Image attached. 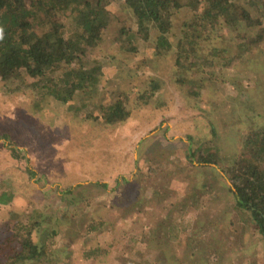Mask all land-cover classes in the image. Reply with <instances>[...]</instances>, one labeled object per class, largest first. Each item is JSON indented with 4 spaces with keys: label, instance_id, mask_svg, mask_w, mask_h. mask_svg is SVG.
Returning <instances> with one entry per match:
<instances>
[{
    "label": "trees",
    "instance_id": "1",
    "mask_svg": "<svg viewBox=\"0 0 264 264\" xmlns=\"http://www.w3.org/2000/svg\"><path fill=\"white\" fill-rule=\"evenodd\" d=\"M112 4L120 6L131 20L123 19L118 12L112 13L109 8ZM216 39L222 41L221 46L228 44L230 47L226 45L227 49L215 54L202 51L205 47L214 48ZM256 50L263 59L256 62V71L245 69L246 59L252 52L256 54ZM234 65L243 66V70L230 85H224L222 82L229 83L226 71ZM212 73L213 78L210 77ZM0 74L6 81L4 84L9 86L5 98L15 94L26 104L27 108L22 110L24 120H32L44 112L46 103L53 100L71 111L72 116L93 121L100 118L104 125H119L130 118L137 106L148 108L155 94L162 89L172 90L173 96H194L199 102L200 91L208 88L227 90L228 93L234 91L239 100L234 98L235 104L230 109L238 120L232 132L233 141L236 140L232 165L224 169L219 166L220 153L225 151L221 149L223 143L216 122L208 121L210 107L201 104L193 110L197 113L196 118L207 115L206 123L211 125L204 138L207 142L197 140L194 144L188 137V144L171 155L176 157L175 171L178 175L184 174L185 178L182 200L195 206L196 200L202 203L206 199L204 196L218 195L220 189L222 203L219 208L208 201L206 207H196L202 211L204 222L207 224L211 220L212 210L218 211L216 220L225 235L239 230L236 243L239 242V248L242 246L243 254L252 257L254 252L263 253L264 0H0ZM243 79L245 82L241 83ZM254 86L257 94H253ZM186 87L190 91H183ZM108 88L112 89L107 95L108 101L88 106L84 98L94 99L103 92L106 94ZM247 88L248 92L252 89V96L248 95ZM260 94L263 97L257 102ZM256 112L258 115L252 116ZM248 121L251 124L246 129ZM212 123L216 132L211 130L214 129ZM161 127L162 124L154 127L150 133L158 134L162 129L167 138L166 132L170 128ZM151 138H145L140 145L152 142ZM0 139L6 142L8 137L3 135ZM16 151L21 150L11 148L10 155ZM179 159L181 163H177ZM25 169L30 177H36L29 166ZM128 182L124 179L121 185L134 186ZM91 184L88 186H94ZM82 186L62 193V202L66 201V204L63 202L65 210L60 212L59 218L46 219L40 213L39 220L35 221L33 216L38 212L32 214L27 210L25 218L19 219L18 213H14L16 217L13 218L10 211L12 219L0 225V264H64L62 255L68 250L54 247V239L62 227L74 233L81 230L82 225L74 215L78 212L87 216L83 238L90 234L98 237L101 233L109 234L105 235V241L117 238L120 242L132 236L135 240L140 237L135 233H141L132 227L115 234L111 222L114 219L107 222L94 203L92 205L88 200L85 205L81 201L85 197H75L74 191ZM97 186L102 192L107 188L102 182ZM171 194L159 203L162 210L175 204L176 197ZM13 198L10 191H4L0 195V205L11 204ZM0 214H6V211ZM124 216H131V213ZM52 224L54 228L40 239V234ZM169 226L173 228L172 236L165 227L158 230L159 233L153 231L143 241L150 251H144L137 263L133 260L130 264H209L205 258L203 262L191 256L184 262L177 258L178 226L176 223ZM201 226L203 224L199 223L192 235ZM217 236L218 240L214 241L213 235L188 238L182 247L187 248L188 253L191 248L204 246L211 249L213 246L214 253L222 257L220 247L224 243L219 233ZM156 240L157 255L150 257ZM91 241L90 238L91 248L87 247V241L82 243V264H105L106 244L98 247L93 242L91 245ZM45 246L52 248L50 252H45Z\"/></svg>",
    "mask_w": 264,
    "mask_h": 264
},
{
    "label": "rangeland",
    "instance_id": "2",
    "mask_svg": "<svg viewBox=\"0 0 264 264\" xmlns=\"http://www.w3.org/2000/svg\"><path fill=\"white\" fill-rule=\"evenodd\" d=\"M109 8L112 13L118 12L123 19L131 20L127 12L121 11L120 6L121 10L116 4H112ZM231 38H234V35ZM220 42L222 43L216 39L214 48L205 47L202 51L215 54L230 47L228 44L221 46ZM256 51V54L252 52L246 59L245 69L256 71L255 65L258 64L256 62L263 59L258 53L259 50ZM152 53L153 51H150V54ZM239 64L243 65L244 62L239 61ZM242 68L243 66L234 65L231 70L226 71L229 83H222L230 85L239 71L243 70ZM211 72L214 71H209V73ZM250 72L252 75L254 74L252 71ZM211 75L210 77L213 78L214 74ZM220 79L221 77L218 76L219 83L222 81ZM244 82L245 79L241 83ZM4 83L6 81H3L0 74V138L3 135L8 137L6 142L0 139V195L4 191H10L14 198L11 204L8 202L0 205V213L6 211V214H0V225L5 224L7 219L11 220L12 216L16 217L14 213L19 214V219L25 218L24 213L27 210H31L32 214L39 213L34 214L33 220L35 221L39 220L40 213L44 214L46 219L59 218L60 212L65 210L66 204V201H63L65 204L62 202V193L68 189H75L78 185H83L74 191L75 197L78 199L85 197L84 200L81 199L85 205L88 204V200L92 205L94 203L100 210L99 214L107 222L114 219L111 222L115 226V234L129 227L141 234L135 233L140 236L136 240L132 236L129 240L123 239L120 242L116 240L117 238L105 241V235L109 234L102 233L98 237L96 235L92 237L90 234L83 238L87 216L78 212L79 214L74 215L79 221V225H82L80 226L81 230L74 233L69 228H57L59 235L54 239V247L57 249L65 247L66 249H64L68 250L66 254L62 255L63 263L65 260L64 264H67V261H71V264H82L81 246L83 242L87 241V247L91 248L92 246L88 243L90 238L91 245L92 242L98 247L103 243L106 244L107 247L104 249V252L107 253L105 264H130L133 260L137 263V259L143 257L144 251H150L145 248L143 241L148 239L153 231H161L164 227L169 230V236H172L173 228L170 229L169 224L175 223L178 226L176 229L179 231L176 256L183 262L187 256H191L201 262L205 258L209 264H264V248L263 253L261 251L254 252L252 257L243 254L242 252L245 251L241 249L242 246L239 248V242L236 243L239 230L230 236L225 235L216 220L219 216L218 211L212 210L211 220L207 224L204 222L202 211L196 207H206V201H208L210 205L219 208L222 203L219 200L222 194L219 187L216 188L219 189L218 195L209 193L207 197H203V199L206 198L205 200L201 199L202 203L200 200H196L195 206H192L191 202L187 205L182 200L183 189L186 187L185 178L184 174L178 175V172L175 171L176 157L171 155L174 150L184 148V145L188 144L186 142L188 137L194 144L197 140H200L201 143L207 142L204 138L207 137L206 132L211 127L206 123L207 115L205 113V118L202 115L200 119L196 118L197 113L193 110L201 104L205 108L206 106L210 107L208 115L211 117L208 121L216 122L219 138L223 143L221 149L225 151L224 154L220 153V160L217 161L219 166L224 169L232 165L236 156V140L233 141L232 132L235 130L234 127L238 124V120L230 109H233L235 104L234 98L239 100L234 91L228 93L227 90L219 91L208 88L207 91H200L199 102V100H195L194 96H173L172 90L162 89L155 94L154 101H151L152 104L148 108L137 106L125 123L104 125L100 118L93 121L72 116L71 111L68 112L66 107L53 100L46 103L44 112L39 113L32 120H24L25 116L22 110L24 107L27 108L26 104L22 98L15 94L5 98L9 86L8 83L7 85ZM221 89H226V87H221ZM230 89L232 90L231 87ZM111 91L112 89L108 88L106 94L103 92L94 99H84L89 103L88 106L94 103L98 104V101L105 103L108 101L107 95L111 94ZM183 91L190 90L186 87ZM246 91L249 96H252V89H249L248 92L247 88ZM257 92L254 86L253 94H257ZM262 97L263 94H260L257 102H260ZM159 103H164V105ZM257 115L258 112L252 114L254 117ZM161 124V128H170L166 132L167 138H164L162 129L158 134L150 133L154 127H159ZM250 124V121L246 122L244 128L247 129ZM212 125L214 129L211 130L216 132V127L213 123ZM150 137H152V142L147 141L144 142V145H140L145 138ZM14 147L20 148L21 151L10 155V150ZM177 163H181L180 159L177 160ZM26 166L36 173L35 178L30 177L26 172ZM124 179L129 180L128 184L131 182L134 186L121 185ZM100 182L107 186L103 192L101 187L97 186ZM90 183L94 186L89 187ZM168 193H172L171 195L176 197V202L162 210L159 203L164 198H169ZM143 198L146 200H142ZM10 211L13 212L12 216L9 214ZM136 211H140V213L134 214ZM130 213L131 216H124ZM199 223L203 226L195 232L196 234L192 235ZM53 225L47 226V229L40 234V239L43 240L50 233V230L54 228ZM217 233L221 235V241L224 243L220 247L222 257L214 253L213 246L211 249L204 246L191 248L188 253L187 248L182 247L185 239L192 240L191 238L195 236L207 238L213 235L215 237L213 241L218 240ZM79 238L82 239L78 240ZM157 241L154 243V250L151 249L150 257L157 255ZM51 249L48 246L44 248L45 252H50ZM50 255L53 258V255Z\"/></svg>",
    "mask_w": 264,
    "mask_h": 264
}]
</instances>
